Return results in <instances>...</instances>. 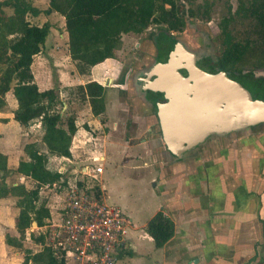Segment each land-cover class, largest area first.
<instances>
[{
    "label": "crops",
    "instance_id": "obj_1",
    "mask_svg": "<svg viewBox=\"0 0 264 264\" xmlns=\"http://www.w3.org/2000/svg\"><path fill=\"white\" fill-rule=\"evenodd\" d=\"M49 2L34 0L40 10L47 9ZM29 20L39 26L45 23L51 26L45 44L31 66L35 82L40 91L57 89V111L64 121L73 119L77 130L70 147L72 157L49 154L42 140L44 129L41 120H34L27 126L15 121L13 112L17 102L12 92L8 93L7 107L0 111V155L6 157L9 174L0 172V179L4 177L9 187L24 185L28 190L36 187L31 178L17 171L20 162H29L26 147L33 145L47 156L48 170L53 171L51 163L62 165L67 162L73 166L70 177L66 175L64 164L53 171H63L65 182L62 185L66 187L75 180L85 179V168L93 167L88 165V157H77L74 150L95 146L103 154L99 157V160L103 159V172L98 177L106 199L112 179L121 180L120 187L144 182L150 192L142 221L135 210L128 214L120 204L114 203L129 219L127 246L121 262L264 264V127L218 136L215 140H208L194 155L177 161L156 133L155 106L152 99L145 97L147 93L143 90V73L155 63V35L150 39L135 38L138 35L132 33L122 35V45L115 52L116 58L106 59L94 66L89 75L81 76L69 55L64 17L52 12ZM57 21L60 28L56 26ZM132 45L140 57L133 61V58L128 59L131 62L127 63L124 55ZM105 64L106 67L98 71ZM90 81L105 87V112L100 116L93 114L89 99L81 97L77 91L79 86ZM10 105L12 109L9 110ZM161 148L167 155L161 153ZM106 173L110 174L108 178ZM15 177L18 181H12ZM47 190L55 197L62 194L59 189L46 188V185L39 189L38 204L44 203L54 219L57 213L53 212L54 206L50 204L53 197L42 198ZM127 195L133 199V194L129 195L127 189L123 197L117 199H121L124 207L129 209L124 198ZM11 198L15 197L3 198L0 202ZM160 211L172 220L175 229L169 242L157 249L146 232V225ZM50 221L49 218L45 226H37L36 230L31 227L26 232L25 240H31L37 251L42 249V244L35 243L32 237L43 235L45 240L44 233ZM141 222L143 233L140 232Z\"/></svg>",
    "mask_w": 264,
    "mask_h": 264
},
{
    "label": "trees",
    "instance_id": "obj_2",
    "mask_svg": "<svg viewBox=\"0 0 264 264\" xmlns=\"http://www.w3.org/2000/svg\"><path fill=\"white\" fill-rule=\"evenodd\" d=\"M196 1L50 0L49 7L40 10L34 0H0V111L7 107L6 95L12 92L17 102L13 112L15 121L27 126L40 119L44 129L42 140L48 153L58 157H72L70 147L77 130L75 122L73 119L63 120L57 111L59 92L56 88L40 91L31 70L33 60L41 52L51 26L49 23L42 26L33 24L29 18L52 12L63 16L70 58L77 72L87 76L94 66L106 59L116 58L115 52L122 45V35H141L152 25L166 28L155 37V63L161 62L160 44L166 41L173 45L179 40L172 32L182 33L190 29L193 27L192 19L199 15L210 18V6L213 3L210 5L206 1L203 11ZM227 6V15L219 24L220 33L217 37L223 50L215 57V66L233 75L252 93L253 98L264 100V78L256 76L257 70H264V2L238 0L234 11L230 4ZM204 43V46L208 45L207 39ZM202 48L195 51L203 53ZM246 67L249 68L246 70ZM77 91L81 97L89 99L95 116L105 112V87L90 81L85 86H79ZM26 152L30 160L20 162L17 171L31 178L36 187L32 190L26 189L24 185L9 187L4 177L0 179V199L11 196L17 199L19 215L16 229L19 236L6 237V244L17 249L23 247L26 232L33 222L43 227L50 218L45 204H38L40 187L65 182L61 173L48 170L45 154L33 145L27 146ZM0 172L9 174L6 157L2 155ZM174 229V223L162 211L155 214L146 225V232L157 249L169 242ZM32 239L35 243H44L43 235L33 236ZM22 264L66 262L53 249L43 247L37 252L26 251Z\"/></svg>",
    "mask_w": 264,
    "mask_h": 264
},
{
    "label": "water",
    "instance_id": "obj_3",
    "mask_svg": "<svg viewBox=\"0 0 264 264\" xmlns=\"http://www.w3.org/2000/svg\"><path fill=\"white\" fill-rule=\"evenodd\" d=\"M200 57L177 40L166 61L143 73L144 92L165 100L156 112L165 148L177 161L194 155L212 137L264 127V100L253 98L226 70L199 68Z\"/></svg>",
    "mask_w": 264,
    "mask_h": 264
},
{
    "label": "built area",
    "instance_id": "obj_4",
    "mask_svg": "<svg viewBox=\"0 0 264 264\" xmlns=\"http://www.w3.org/2000/svg\"><path fill=\"white\" fill-rule=\"evenodd\" d=\"M85 170V179L66 187L46 185L59 189L62 196L54 207L56 218L50 217L46 227L42 248L53 249L66 264H120L127 246L129 219L119 205L107 202L98 177L103 168L87 166ZM58 172L63 174L62 170Z\"/></svg>",
    "mask_w": 264,
    "mask_h": 264
},
{
    "label": "rangeland",
    "instance_id": "obj_5",
    "mask_svg": "<svg viewBox=\"0 0 264 264\" xmlns=\"http://www.w3.org/2000/svg\"><path fill=\"white\" fill-rule=\"evenodd\" d=\"M206 1L212 6L211 7V11H210V18H205V16L199 15L196 18L192 19V26L190 29L187 28L186 30H184V32L182 33H178V32H172V34L179 40L184 41L186 43V45L193 49V50H197L200 47L203 50H210V54L212 57H217L218 55H220V53L222 52L223 48L222 46L219 44L217 37L220 33V27L219 24L222 21V18L227 15V5L230 4L232 6V10H236L237 8V4L238 1L237 0H197L196 4L197 5H201L203 11H205V7H206ZM56 26L57 28H60V23H58V21L56 22ZM166 30V28L164 26H156V25H152L150 27V29H147L143 34L138 35L135 38H142V37H147V38H151V36L155 35V37L157 35H160V33L164 32ZM63 31V30H62ZM64 31H66L64 29ZM56 34L59 36V31L56 30ZM152 36V37H153ZM132 38H130L131 40ZM207 39V44L206 46H204V42ZM156 40V38H155ZM203 40V41H202ZM157 42V40H156ZM160 44V42H159ZM61 54V53H60ZM124 57H126V61L128 59H132L131 61H133L135 58L140 57V55L138 54V52H136V48L134 47V45L130 46V50L128 51L127 54L124 55ZM124 59V60H125ZM130 60H128L127 63L131 62ZM129 66V64H128ZM104 67H106V64L103 66H100L99 70H102ZM249 67H246V70ZM0 73H1V68H0ZM105 75V73H104ZM256 76L257 77H263L264 78V70H257L256 71ZM130 107H134L133 104L130 105ZM12 109L11 105L9 106V110ZM155 125H156V133L158 134V136L161 137L162 139V134L160 131V127L158 125V122L156 123L155 121ZM263 127V126H262ZM77 150H74L75 154H77L76 156H80V157H88L87 163L90 166L93 167H97V166H101L103 168V159L99 160V157L101 155H103L99 150V148L97 147H93L91 149H86L85 147H81V148H76ZM81 152L79 153L78 151ZM102 150V149H101ZM161 153L164 152L165 154L167 153L166 150L164 148H161ZM167 155V154H166ZM163 156V154L161 155ZM78 159V158H77ZM64 166L67 169V174L69 177V173L71 172V170L73 169V166H71L70 164H68L67 162H63ZM63 164H57V163H51V169L53 171H56L57 168L59 166H63ZM110 174L106 173V178L109 177ZM82 179V178H81ZM113 181H111V183L109 185L110 188L108 187V191L110 192V194H108V200L107 202L109 203H117L120 204L121 207L129 214L130 211L135 210L138 213V218L141 219L144 217V210L146 209V203L148 201V195L150 194V192L147 190V186L145 185L144 182H135L132 185H128L125 184L124 187H120V182L121 180H116V179H112ZM12 181H18L17 178L15 177ZM141 183V184H140ZM107 185V184H106ZM34 188V186L32 185L31 188ZM111 189V190H110ZM127 189L129 195L132 193L133 194V199L130 198L128 195L124 196L125 199H127L128 203H129V209H127L126 207H124L123 202L121 201V199L118 201V197H123V192L124 190ZM53 197L51 200V203L54 207H58L59 203H60V197H55L53 192L50 191H44V193L42 194V198L47 199L49 197ZM41 198V197H40ZM123 200V199H122ZM120 202V203H118ZM16 203V198H11V199H6L4 201L0 202V264H22L24 257H25V252L26 251H32L35 252L38 250V248L36 247V245H34L32 243L31 240H24L23 242V247L21 249H17L11 246H8L6 244V237L7 236H18V232L16 230V227L14 225V222L17 218V214H18V210L15 206ZM53 207V212L55 213L56 208ZM56 216V214H55ZM143 225V222L140 223V229ZM32 229L36 230L37 226L35 224L32 225ZM144 229H141L140 232L143 233ZM147 235V234H146ZM147 239H149L150 241V237L147 235L146 236ZM132 250V249H131ZM120 264H126V262H120Z\"/></svg>",
    "mask_w": 264,
    "mask_h": 264
},
{
    "label": "flooded vegetation",
    "instance_id": "obj_6",
    "mask_svg": "<svg viewBox=\"0 0 264 264\" xmlns=\"http://www.w3.org/2000/svg\"><path fill=\"white\" fill-rule=\"evenodd\" d=\"M176 38V37H175ZM203 41V40H202ZM176 43V42H175ZM175 43L173 45H171L172 43L171 42H162L160 44V47H159V50H160V53L162 54L160 57L161 59V62H164L167 60L168 58V55L171 51V49L173 48V46L175 45ZM158 53V52H157ZM200 60L198 62V66L199 68L207 71V72H210V73H216L220 68L218 66H215L217 60L211 56V54L209 53V51L207 50H204L203 53H200ZM182 74L184 76H187V73L185 70H181ZM232 79H234L232 76L233 75H229ZM236 80V79H235ZM145 97H148L149 99H152L153 100V104L154 106L156 107V105L158 103H161V102H164V98H163V95H158V94H153L151 92H148ZM156 111H157V107H156ZM156 116H157V112H156ZM157 120H158V117H157ZM158 125H159V120H158ZM254 128H251L249 130H252ZM237 133H242V132H237ZM232 134V133H231ZM230 136V134H229ZM216 138H218V136H215V137H212L210 138L209 140L213 139L215 140Z\"/></svg>",
    "mask_w": 264,
    "mask_h": 264
}]
</instances>
